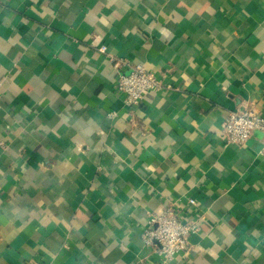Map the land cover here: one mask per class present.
Returning a JSON list of instances; mask_svg holds the SVG:
<instances>
[{"label":"crops","instance_id":"crops-1","mask_svg":"<svg viewBox=\"0 0 264 264\" xmlns=\"http://www.w3.org/2000/svg\"><path fill=\"white\" fill-rule=\"evenodd\" d=\"M137 65L161 88L126 107ZM244 107L264 0H0V264H264V133L223 128ZM172 203L198 232L164 261Z\"/></svg>","mask_w":264,"mask_h":264},{"label":"built area","instance_id":"built-area-1","mask_svg":"<svg viewBox=\"0 0 264 264\" xmlns=\"http://www.w3.org/2000/svg\"><path fill=\"white\" fill-rule=\"evenodd\" d=\"M105 52V49H102ZM120 69L121 66L116 64ZM116 82L117 91L124 96L126 107L141 104L147 93L159 90L158 79L143 65L127 67L126 71L120 70ZM227 145H244L254 131L264 133V117L254 113L247 107L231 113L223 125ZM1 148V145H0ZM264 158V148L262 151ZM191 206L196 205L193 199L189 200ZM183 210L176 204H169L160 215L152 216L153 229L148 231L144 238L147 246L156 240L159 245V254L164 261H171L182 252H186L189 246V238L198 232V223L183 219Z\"/></svg>","mask_w":264,"mask_h":264}]
</instances>
